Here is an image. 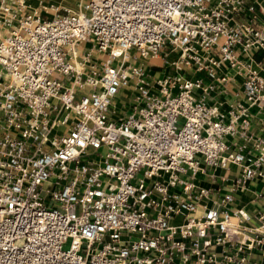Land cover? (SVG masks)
Wrapping results in <instances>:
<instances>
[{"label": "built area", "instance_id": "obj_1", "mask_svg": "<svg viewBox=\"0 0 264 264\" xmlns=\"http://www.w3.org/2000/svg\"><path fill=\"white\" fill-rule=\"evenodd\" d=\"M34 2L0 0V264H264V214L244 227L231 193L195 184L230 164L233 188L264 180V139L236 128L264 103L255 0ZM163 48L173 72L151 79ZM235 76L248 105L223 110Z\"/></svg>", "mask_w": 264, "mask_h": 264}, {"label": "crops", "instance_id": "obj_2", "mask_svg": "<svg viewBox=\"0 0 264 264\" xmlns=\"http://www.w3.org/2000/svg\"><path fill=\"white\" fill-rule=\"evenodd\" d=\"M42 2L45 3L43 0ZM255 2L256 7L264 13V0H255ZM146 66L148 67V65ZM147 71L149 73L148 68ZM227 72L230 75L234 74L233 70H228ZM240 85L241 79L235 76L234 80L226 85V94L220 92L213 93L212 102L218 103L223 110H226L230 104H235L236 102L247 107L248 102L246 96L241 91ZM113 107L116 109L114 102ZM121 116H123V114ZM112 118H119V115H113ZM242 120L247 123L246 133L249 135L246 144L252 149L258 139H264V103H261L259 106L249 107L246 117H241L239 121H237V129ZM226 142L228 144L232 142V147L235 149L243 143L239 139L233 140L230 137L226 139ZM240 173L241 168L235 164H230L226 168L219 166L204 167L203 173L197 174L195 184L200 187L209 188L215 198L231 193L233 200L226 208L231 211L243 209L250 217V219L244 223V227L255 228L259 225L258 215L261 213L264 214V180L257 178L244 185L233 188V182L240 176ZM233 220L236 221L235 218ZM175 221L177 220H174V222ZM251 258L253 260H261L260 255L257 253H252Z\"/></svg>", "mask_w": 264, "mask_h": 264}, {"label": "rangeland", "instance_id": "obj_3", "mask_svg": "<svg viewBox=\"0 0 264 264\" xmlns=\"http://www.w3.org/2000/svg\"><path fill=\"white\" fill-rule=\"evenodd\" d=\"M45 1V3H41V5L43 4H54L56 6L59 7H65L67 9H76V4H77V0H43ZM38 3L34 2L33 3V7L36 8V10H38V8H40V6ZM60 8V9H61ZM60 13H62V10L59 11ZM86 47H88L87 49H90V46H88L87 44H83ZM168 53V50H166L165 48L162 49V51L154 58H150L148 60L145 61V64L148 65V69H149V73H150V78H157L158 76H161L165 73H172L173 72V66H170L169 64L175 60L176 55L174 53L169 54L166 56L165 54ZM92 56L94 57V59L96 60V62H98L97 64L100 66V63L103 62L107 56L105 54H96L92 53ZM166 61L168 63H166ZM98 67V66H97ZM127 89H123L121 91V93H119L114 99L113 102L116 105V109H115V115H119L121 116L126 115L129 110V104H130V100H131V89H129L128 91H126ZM104 153V149H100L99 151H97V153L95 155H93L92 157L98 159L100 157L101 154Z\"/></svg>", "mask_w": 264, "mask_h": 264}, {"label": "bare ground", "instance_id": "obj_4", "mask_svg": "<svg viewBox=\"0 0 264 264\" xmlns=\"http://www.w3.org/2000/svg\"><path fill=\"white\" fill-rule=\"evenodd\" d=\"M85 44H87V43H85ZM87 45L89 46V44H87ZM130 88H131V87H127V88H126V89H127L126 91H128Z\"/></svg>", "mask_w": 264, "mask_h": 264}]
</instances>
